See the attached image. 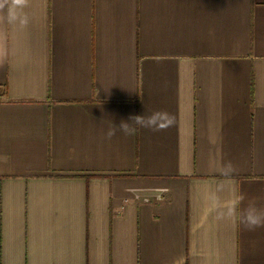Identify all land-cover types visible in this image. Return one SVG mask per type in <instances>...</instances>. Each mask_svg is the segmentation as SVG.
<instances>
[{"label":"crops","instance_id":"obj_1","mask_svg":"<svg viewBox=\"0 0 264 264\" xmlns=\"http://www.w3.org/2000/svg\"><path fill=\"white\" fill-rule=\"evenodd\" d=\"M221 185L264 206V0H4L0 264H264Z\"/></svg>","mask_w":264,"mask_h":264},{"label":"clouds","instance_id":"obj_2","mask_svg":"<svg viewBox=\"0 0 264 264\" xmlns=\"http://www.w3.org/2000/svg\"><path fill=\"white\" fill-rule=\"evenodd\" d=\"M27 6V0H12V8L14 10H22ZM4 7V0H0V8ZM21 26H26L28 18L21 16L19 12H15L10 16V22H17ZM131 122L121 121L119 126L113 125L110 127L106 136L111 139L118 132L125 136H134L138 129H144L150 132L166 131L174 123V117L166 111L145 112L143 115H136L129 118ZM236 172V168L231 161L226 162L220 169V175L228 177ZM223 191V186L217 189V192L211 194L210 199L214 205L217 220H233L239 216V223L246 231H255L264 228V206H258L256 200H249L243 207L238 205L225 204L222 201L220 193ZM245 201L244 195L240 197V203Z\"/></svg>","mask_w":264,"mask_h":264}]
</instances>
